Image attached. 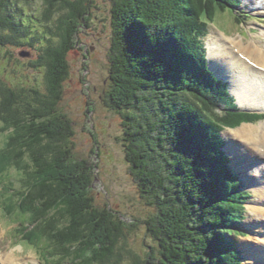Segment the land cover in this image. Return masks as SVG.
<instances>
[{"label":"trees","instance_id":"1","mask_svg":"<svg viewBox=\"0 0 264 264\" xmlns=\"http://www.w3.org/2000/svg\"><path fill=\"white\" fill-rule=\"evenodd\" d=\"M91 3L0 0V124L9 132L0 157L19 177L17 185L0 164L4 218L46 264H242L226 235L243 221L248 194L239 192L222 131L251 115L235 110L207 67L203 43L216 9L224 12L233 0H111L104 102L122 118L129 174L155 209L144 224L160 252L143 260L119 247L124 221L94 206L93 164L71 161L73 128L57 113L66 57ZM11 50L35 58L21 63ZM12 61L42 71L43 87L6 81L4 65ZM222 101L230 109L214 112Z\"/></svg>","mask_w":264,"mask_h":264},{"label":"rangeland","instance_id":"2","mask_svg":"<svg viewBox=\"0 0 264 264\" xmlns=\"http://www.w3.org/2000/svg\"><path fill=\"white\" fill-rule=\"evenodd\" d=\"M31 1L34 7L40 6L41 0ZM239 3L244 10L248 9L245 7L246 0H239ZM247 3L252 7H257L256 4L252 5L248 0ZM110 8L111 0H92L88 16L89 20L86 22L87 26L81 24L76 38V45L66 57L69 74L62 84V98L57 106V113L66 117L73 128V134L67 143L71 151V161L86 160L88 163L93 164L89 196L92 197L94 206L98 209L108 207L114 212L117 219L124 221L126 228L124 238L121 239L119 247L121 250L130 251L143 260L151 252L155 255H159L160 252L158 242L147 234L144 224V221L155 213V209L147 206L145 201L141 199L138 188L129 174V165L126 162L125 148L122 141V118L116 111L109 109L104 102L106 92L110 87L109 54L112 40ZM238 20L248 22L247 19L241 18L237 13V9L228 8L224 9L223 12L217 8L214 18L215 24L209 25L205 43L207 44L212 39H220L223 34L236 38L241 36L245 42H248L254 36H256L254 38L264 40V36H262L264 25L260 24L262 16L257 15L253 21L247 24L248 28H252L255 32L251 33L248 30L249 34L247 37H245V32L237 26ZM175 33L177 32L172 29L168 32V36L173 42ZM10 52L15 58L21 60V63L35 58V53L23 58L20 56V51L11 50ZM210 64L211 61L209 60V68ZM4 66L6 67L5 79L13 86L43 87L42 71L29 70V68L21 67L20 64H16L14 61ZM221 78L228 83V79L225 76L222 75ZM226 89L229 95L233 96L235 105L240 110L239 100L231 90V86L229 85ZM245 100L248 102L250 98L242 99V102ZM225 109L230 108L222 101L217 109L213 110L214 112L222 113ZM247 122L249 120L241 122L240 127L238 126L239 128L233 130L223 128L222 134L225 142L223 150L230 160V167L233 172L239 176L237 177L238 184H242L245 188H250L252 184L245 183L242 170L238 167L241 172L239 173L235 168L233 157L227 148L229 142L233 151L236 152V149L238 150L239 157L237 162H241L240 158L243 157L245 164L257 163L254 159H251L253 154L250 153V158L240 145L234 144L235 140L232 138L235 131L242 128V125H247L245 124ZM263 122L264 118L248 125L258 126ZM2 129L3 126L0 124V149L3 150L6 146L9 132ZM0 164L2 166V168L0 167L1 170L4 171L3 173L13 178V182L18 185L19 177L13 165L6 162L3 156L0 157ZM1 188L0 183V192ZM251 192L253 194H251L250 198L247 197L245 202L247 212L244 217L245 220L238 222L236 227L235 225L229 226L228 229L232 233L226 235V238L232 243L235 242L234 247L236 250H240L245 264L253 263L250 253L249 256H244L245 245L247 243H257L256 241L254 242L253 238H255L254 234L260 230V228L255 229L250 226H262L264 224L260 221L255 222L256 216L249 210V205L258 198L254 188ZM0 215L2 216L1 210ZM15 227H18V225L5 220L4 216L0 218L1 254L13 255L14 260L22 263L25 260L26 264H44V260L41 257H44V255H40L35 246H30L23 241L21 236L18 238V234L13 232ZM243 233L245 234L243 235ZM7 235H11L14 240ZM38 258L41 259V262H39ZM46 260L51 263L47 258ZM242 263L244 264L243 260ZM51 264H59V262L53 261ZM123 264H128V262L125 261Z\"/></svg>","mask_w":264,"mask_h":264},{"label":"bare ground","instance_id":"3","mask_svg":"<svg viewBox=\"0 0 264 264\" xmlns=\"http://www.w3.org/2000/svg\"><path fill=\"white\" fill-rule=\"evenodd\" d=\"M248 1L252 5L256 4L259 11H264V0ZM207 51L216 74L220 77L225 76L230 82L231 90L237 96L240 108L264 110V45L254 40L243 42L237 38H218L207 42ZM245 98H250V100L242 102ZM242 126L232 135L235 140L232 141L235 145H240L249 157L252 153L253 156L250 158L257 163L245 164L243 157L240 158L241 162H237L238 150L233 151L229 142L227 148L233 157L235 168L238 170L239 167L244 173L245 183H255L254 189L258 198L249 205V210L255 214V222L264 223V161L262 162L264 159V122L258 126ZM254 166H256V174L259 175L257 179L248 176ZM259 181L262 182L259 183ZM250 227L260 228V230L254 234L255 238H253L257 243H247L244 254L249 256L250 253L251 261L262 262L264 261V224ZM0 264L24 263L14 260L13 255H2L0 251Z\"/></svg>","mask_w":264,"mask_h":264},{"label":"water","instance_id":"4","mask_svg":"<svg viewBox=\"0 0 264 264\" xmlns=\"http://www.w3.org/2000/svg\"><path fill=\"white\" fill-rule=\"evenodd\" d=\"M20 56L25 58V57H28V54L27 53H20Z\"/></svg>","mask_w":264,"mask_h":264}]
</instances>
